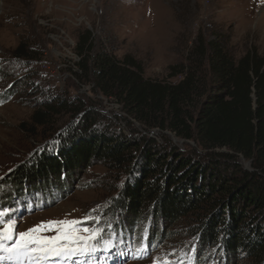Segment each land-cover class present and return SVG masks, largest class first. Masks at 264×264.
Masks as SVG:
<instances>
[{
	"label": "trees",
	"instance_id": "trees-1",
	"mask_svg": "<svg viewBox=\"0 0 264 264\" xmlns=\"http://www.w3.org/2000/svg\"><path fill=\"white\" fill-rule=\"evenodd\" d=\"M227 46L225 36L206 39L199 33L184 63L169 67L168 79L179 78L169 83L144 79L132 57L118 60L105 48L96 49L92 32L79 33L76 79L113 101L127 126L136 123L144 134L109 131L97 111L79 99L47 98L18 130L32 138L37 130L53 127L60 115L74 120V126L68 134H51L49 154L16 171L12 184L26 193L24 200H2L0 209H41L51 195L48 189L63 188L97 160L128 177L111 199L129 222L112 217L120 225L133 230L147 217L149 225L152 219L174 224L190 218L201 240V257L223 238L230 254L264 264V55L250 49L235 59ZM34 55L20 45L12 56L32 63ZM151 130L192 141L205 157L157 143L149 137ZM48 132L41 137L46 139Z\"/></svg>",
	"mask_w": 264,
	"mask_h": 264
},
{
	"label": "rangeland",
	"instance_id": "rangeland-1",
	"mask_svg": "<svg viewBox=\"0 0 264 264\" xmlns=\"http://www.w3.org/2000/svg\"><path fill=\"white\" fill-rule=\"evenodd\" d=\"M84 30L94 35L97 50L105 48L118 60L124 56L136 60L144 79L176 83L179 78L168 79V69L184 63L199 33L206 39L225 36L227 51L235 59L250 49L264 55V0H0V201L24 200L26 193L18 192L12 184L14 174L36 156L49 154L46 147L53 143L48 139L51 134H68L73 125L74 120L60 115L54 118L53 127L37 130L32 138L18 130L21 123L29 121L35 106L47 98L79 99L97 111L109 131L127 136L144 134L136 123L127 126L113 101L76 79L74 47L77 35ZM20 45L35 53L29 57L32 63L14 60L12 55ZM44 131H49L46 139L41 137ZM148 134L157 143H172L182 152L205 157L192 141L156 130ZM81 172L63 188L48 189L51 195L41 209L35 207L15 216L17 232L41 222L80 221L91 215L110 216L129 225L124 213L116 211L111 202L128 177L109 171L97 160ZM147 219L133 231L139 234L149 228L154 246L145 261L127 264H151L188 248L195 247L196 252L202 248L192 219L174 224L152 219L150 226ZM223 246L222 238L199 260L249 264Z\"/></svg>",
	"mask_w": 264,
	"mask_h": 264
},
{
	"label": "snow or ice",
	"instance_id": "snow-or-ice-1",
	"mask_svg": "<svg viewBox=\"0 0 264 264\" xmlns=\"http://www.w3.org/2000/svg\"><path fill=\"white\" fill-rule=\"evenodd\" d=\"M46 231L55 234L45 236ZM98 242L104 244V250L108 248L101 229L84 227L77 220L41 222L17 232L10 213L0 210V264H64L101 250Z\"/></svg>",
	"mask_w": 264,
	"mask_h": 264
},
{
	"label": "clouds",
	"instance_id": "clouds-1",
	"mask_svg": "<svg viewBox=\"0 0 264 264\" xmlns=\"http://www.w3.org/2000/svg\"><path fill=\"white\" fill-rule=\"evenodd\" d=\"M195 245H196V244H195ZM197 253H198V252H197ZM215 260H218V259H215ZM220 261H221V260H218L219 264H221V263H222V262L220 263Z\"/></svg>",
	"mask_w": 264,
	"mask_h": 264
}]
</instances>
